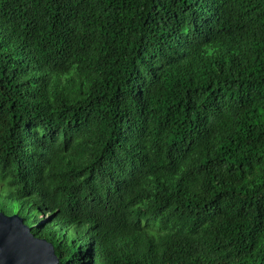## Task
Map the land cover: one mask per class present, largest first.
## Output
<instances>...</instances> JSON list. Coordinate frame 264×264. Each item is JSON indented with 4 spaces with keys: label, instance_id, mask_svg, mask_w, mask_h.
Listing matches in <instances>:
<instances>
[{
    "label": "trees",
    "instance_id": "1",
    "mask_svg": "<svg viewBox=\"0 0 264 264\" xmlns=\"http://www.w3.org/2000/svg\"><path fill=\"white\" fill-rule=\"evenodd\" d=\"M0 212L58 264H264V0H0Z\"/></svg>",
    "mask_w": 264,
    "mask_h": 264
},
{
    "label": "water",
    "instance_id": "2",
    "mask_svg": "<svg viewBox=\"0 0 264 264\" xmlns=\"http://www.w3.org/2000/svg\"><path fill=\"white\" fill-rule=\"evenodd\" d=\"M0 264H58L53 245L34 237L16 215L0 212Z\"/></svg>",
    "mask_w": 264,
    "mask_h": 264
},
{
    "label": "clouds",
    "instance_id": "3",
    "mask_svg": "<svg viewBox=\"0 0 264 264\" xmlns=\"http://www.w3.org/2000/svg\"><path fill=\"white\" fill-rule=\"evenodd\" d=\"M6 215V214H5ZM13 215V214H12ZM17 215V214H16ZM19 216V215H18ZM20 217V216H19ZM21 218V217H20ZM22 219V218H21ZM23 222V221H22ZM26 225V224H25ZM27 226V225H26ZM28 227V226H27ZM29 228V227H28ZM29 231H30V228H29ZM31 233V232H30ZM47 241V240H46ZM49 242V241H48Z\"/></svg>",
    "mask_w": 264,
    "mask_h": 264
},
{
    "label": "rangeland",
    "instance_id": "4",
    "mask_svg": "<svg viewBox=\"0 0 264 264\" xmlns=\"http://www.w3.org/2000/svg\"><path fill=\"white\" fill-rule=\"evenodd\" d=\"M14 214V213H13ZM12 215V214H11Z\"/></svg>",
    "mask_w": 264,
    "mask_h": 264
}]
</instances>
